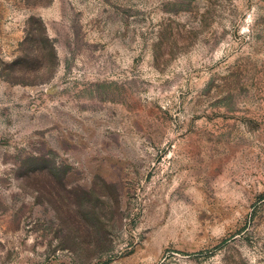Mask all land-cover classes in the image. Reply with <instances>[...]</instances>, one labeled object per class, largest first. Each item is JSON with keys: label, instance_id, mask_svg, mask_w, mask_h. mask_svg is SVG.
I'll list each match as a JSON object with an SVG mask.
<instances>
[{"label": "rangeland", "instance_id": "374dc122", "mask_svg": "<svg viewBox=\"0 0 264 264\" xmlns=\"http://www.w3.org/2000/svg\"><path fill=\"white\" fill-rule=\"evenodd\" d=\"M0 264H264V0H0Z\"/></svg>", "mask_w": 264, "mask_h": 264}]
</instances>
